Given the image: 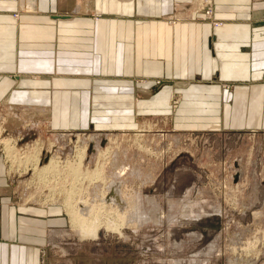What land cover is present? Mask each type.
Here are the masks:
<instances>
[{"label": "rangeland", "instance_id": "rangeland-1", "mask_svg": "<svg viewBox=\"0 0 264 264\" xmlns=\"http://www.w3.org/2000/svg\"><path fill=\"white\" fill-rule=\"evenodd\" d=\"M263 2L253 0L251 9ZM184 5L166 21L202 14L223 27L212 0ZM222 86L232 92L234 83ZM185 97L173 94L169 114L96 103L37 109L0 102V138L16 141L10 154L0 143V200L42 211L51 221L40 264H264V125L205 123L193 109H181ZM258 110L264 115V105L254 116ZM34 145L56 164L43 179L33 156L26 159ZM115 183L127 202L119 213L105 206L101 215L118 229L101 226L96 237L81 236L67 214L66 194L76 207L97 210ZM136 199L148 217L134 222L128 210Z\"/></svg>", "mask_w": 264, "mask_h": 264}, {"label": "crops", "instance_id": "crops-1", "mask_svg": "<svg viewBox=\"0 0 264 264\" xmlns=\"http://www.w3.org/2000/svg\"><path fill=\"white\" fill-rule=\"evenodd\" d=\"M188 1L0 0V102L169 114L182 92L181 109L205 123L262 127L254 108L264 105V6L212 0L222 28L202 14L168 24ZM28 208L0 200V264H40L51 221Z\"/></svg>", "mask_w": 264, "mask_h": 264}, {"label": "bare ground", "instance_id": "bare-ground-1", "mask_svg": "<svg viewBox=\"0 0 264 264\" xmlns=\"http://www.w3.org/2000/svg\"><path fill=\"white\" fill-rule=\"evenodd\" d=\"M201 5H203V4L201 3ZM205 6H206V4H204V7ZM217 25L219 26L220 24H217ZM0 133H2V128L1 127H0ZM0 143H3L4 144V147L6 148V151L8 152V154H10V153H12V150H14V145H15L16 141L14 142L10 138H5V139L0 138ZM28 150H33V151H32V153H30L29 155H27L26 159H30L33 156L32 157L33 158L32 159V166L34 165L35 168L36 167H39L38 168L39 170H37V173H38L37 175H38L39 178L43 179L44 178V175H46L48 172L49 173L52 172V171L55 172V170H56L55 165L56 164L54 162V158L51 157L49 160H46L45 161L44 160V157H42L43 154L41 152V147L40 146L38 147V146H35L34 145L33 147H29ZM20 160H21L20 163H24V160L23 159H20ZM75 170H76V168H75ZM77 172H79V171H77ZM97 175H99V173ZM74 180H75V177H73V181ZM73 187H74V191H75L76 185L74 184ZM109 187H110V185L108 186V192H109V194L106 196V198L103 199L102 205L100 207L97 206L99 208L97 210H94L93 207L92 208H89L86 204L85 205L82 204L81 205L82 207L81 206L80 207H76V201H75V199H73L74 195H72V193L66 194V197L67 198L65 199V203H66L65 204V207H66V210H67V214L69 215V218H70L71 223L73 224V227H75L74 229H77V231L79 230L78 232L81 233V236H83V237H85V236L96 237V235L98 234V230L101 228V226L108 227L109 229L110 228L111 229H118V225H115L114 222H111L109 219H107V220H103L102 219L101 213H103V212H101V211L106 206L107 207V211H108V208H110L111 210L112 209L113 210H116L119 213V211L117 210V208L118 209H122L124 207V205H125V202H127V200L123 199L124 197L121 196L122 192L119 189V184L118 183H115V185L114 186H111L110 188ZM131 203H133V204H132V209L131 210L130 209L128 210L130 212V213L128 212L129 213L128 214L129 215V218H133L135 221L133 219L132 220L134 222H136L138 220H141V219H144V218H147L148 217V215L146 214V211L143 210L144 208L143 209L141 208L142 205H141L140 199L139 200L136 199V200L132 201ZM153 207H155V206L153 205ZM107 211H106V208H105V212H107ZM113 212H112V214H113ZM123 215H125V214L123 213ZM117 216L121 217V219H122L123 216L121 214V211H120V214H118ZM119 217H118V219H119ZM139 222L142 223V221H139Z\"/></svg>", "mask_w": 264, "mask_h": 264}, {"label": "built area", "instance_id": "built-area-1", "mask_svg": "<svg viewBox=\"0 0 264 264\" xmlns=\"http://www.w3.org/2000/svg\"><path fill=\"white\" fill-rule=\"evenodd\" d=\"M218 26V25H217Z\"/></svg>", "mask_w": 264, "mask_h": 264}]
</instances>
